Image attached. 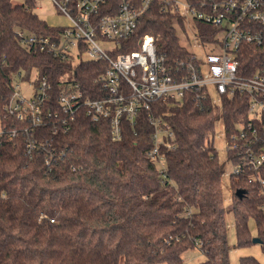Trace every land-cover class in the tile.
<instances>
[{"label": "trees", "instance_id": "obj_1", "mask_svg": "<svg viewBox=\"0 0 264 264\" xmlns=\"http://www.w3.org/2000/svg\"><path fill=\"white\" fill-rule=\"evenodd\" d=\"M186 1L204 9V4L222 0ZM38 2L0 0V120L18 132L0 144V264H185L183 254L196 246L206 257L198 264H232L230 212L235 246L254 244V220L264 248V184L259 179H264V165L230 173L228 207L226 170L210 141L220 119L228 137L237 131L236 123L247 117L244 99H226L222 109L191 93L179 104L158 100L140 113L136 125L123 120L122 135L114 139L109 118L94 121L85 108L71 118L58 100L61 84L73 75L92 97L102 92L95 78L107 63L82 60L74 65L21 43V30L53 34L63 28L36 12ZM119 3L107 0L102 12L118 11ZM175 3L152 0L130 43L120 50L139 49L142 36L152 34L159 52L170 59L187 57L191 51L176 29L185 14ZM193 19L202 40L214 41L219 27ZM241 49L247 64L263 55L264 45L244 43ZM34 75L51 83L41 104L40 126L3 108L16 81ZM149 113L165 116L179 142L166 151L165 177L148 153L154 133ZM66 118L69 128L61 124ZM30 141L36 144L32 153L27 152ZM239 264L264 263L243 255Z\"/></svg>", "mask_w": 264, "mask_h": 264}, {"label": "built area", "instance_id": "obj_2", "mask_svg": "<svg viewBox=\"0 0 264 264\" xmlns=\"http://www.w3.org/2000/svg\"><path fill=\"white\" fill-rule=\"evenodd\" d=\"M52 1L69 17L70 25L53 34L21 30V43L28 49L70 59L74 65L82 60L107 63L105 72L95 78L103 91L93 97L74 75L61 84L58 100L61 109L71 118L80 108H85L94 121L109 118L113 138L119 139L123 120L136 125L140 113L150 110L152 103L158 100L179 104L191 93L197 98L209 99L222 109L226 99L243 98L247 117L236 123L237 131L231 137L224 124L220 137L234 165L233 173L264 165V52L244 64L245 53L241 49L244 43L264 45V0L211 1L209 6L204 4V9L192 7L187 2V11L194 15L193 18L212 23L219 27L218 33L223 30L226 34L222 39L217 34L214 41L207 42L198 33L200 40L196 46L199 51L189 48L188 56L178 59H170L166 53L159 52L152 34L142 36L139 49L120 50L130 43L139 19L152 0H120L118 11L109 9L105 13L102 9L107 0ZM174 7L181 11L177 0ZM214 43H219L222 50L206 49ZM71 74H75V68ZM66 75L70 76V72ZM30 81L37 89L34 95L26 97L15 84L14 93L3 108L19 120H29L40 126L41 104L48 97L51 83L45 76L37 79L36 75ZM148 118L154 126L153 144L148 153L165 177L166 151L177 148L179 142L165 116L149 113ZM67 121L68 118L61 124L69 128ZM24 132L28 133V129ZM17 133L15 129L4 128L0 120V144L4 136L12 139ZM216 136L217 132L210 141L218 153ZM35 147L30 141L27 152L32 153ZM259 179L264 184V179Z\"/></svg>", "mask_w": 264, "mask_h": 264}, {"label": "rangeland", "instance_id": "obj_3", "mask_svg": "<svg viewBox=\"0 0 264 264\" xmlns=\"http://www.w3.org/2000/svg\"><path fill=\"white\" fill-rule=\"evenodd\" d=\"M15 2H21L22 0H13ZM181 11L186 12L185 19L183 24H176V29L180 41L183 45L187 46L191 50H198L197 44L199 43L200 37L198 35V26L196 24V20L193 19V14L187 11V1L186 0H177ZM36 12L44 18L50 25L52 26H69L71 21L69 17L64 13L61 12L56 5L53 3L52 0H39L38 6L35 9ZM226 32L221 30L218 33V36L222 39L224 38ZM209 51H221L222 47L219 43H214L212 45L207 46L206 48ZM16 84L20 88L23 95L26 97H31L36 92V86L34 83H31L30 80H21L18 79ZM224 122L220 120L217 124V149H218V156L220 161L222 162L223 166L225 167V175H224V182L225 188L227 189V206L230 207L232 205V201L230 199V194L228 190V180L229 174L233 172L234 165L230 162L229 156L226 152L224 140L220 137V133L223 131ZM227 224H228V239L231 245V263L232 264H239L240 257L243 255H254L259 258L264 263V248H262L261 244L257 241L254 242L253 245L249 247H236V232L234 226V214L230 212L227 214ZM250 227L252 229L253 239L257 238V230L255 226L254 220L250 221ZM185 264H198L203 261L206 257L204 252L200 249V247L196 246L194 248H190L183 254Z\"/></svg>", "mask_w": 264, "mask_h": 264}, {"label": "water", "instance_id": "obj_4", "mask_svg": "<svg viewBox=\"0 0 264 264\" xmlns=\"http://www.w3.org/2000/svg\"><path fill=\"white\" fill-rule=\"evenodd\" d=\"M254 241H257V242H259V241H260V239H259V238H256V239H254Z\"/></svg>", "mask_w": 264, "mask_h": 264}]
</instances>
